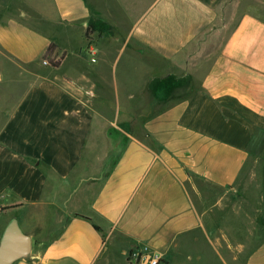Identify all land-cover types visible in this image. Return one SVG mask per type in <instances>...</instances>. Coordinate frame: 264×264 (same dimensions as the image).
<instances>
[{
  "label": "crops",
  "instance_id": "obj_1",
  "mask_svg": "<svg viewBox=\"0 0 264 264\" xmlns=\"http://www.w3.org/2000/svg\"><path fill=\"white\" fill-rule=\"evenodd\" d=\"M263 15L0 0V239L12 219L31 238L14 264H264Z\"/></svg>",
  "mask_w": 264,
  "mask_h": 264
},
{
  "label": "water",
  "instance_id": "obj_2",
  "mask_svg": "<svg viewBox=\"0 0 264 264\" xmlns=\"http://www.w3.org/2000/svg\"><path fill=\"white\" fill-rule=\"evenodd\" d=\"M31 251V238L12 219L0 239V264H14L27 257Z\"/></svg>",
  "mask_w": 264,
  "mask_h": 264
},
{
  "label": "trees",
  "instance_id": "obj_3",
  "mask_svg": "<svg viewBox=\"0 0 264 264\" xmlns=\"http://www.w3.org/2000/svg\"><path fill=\"white\" fill-rule=\"evenodd\" d=\"M96 31H98L100 33L112 34L113 28L110 25H108V24H106L100 20H95V21H92L88 24L85 34L89 35L90 33H93ZM53 50H54V45H50L48 47V51H47L48 54L49 53L51 54ZM59 63H60L59 60L58 61L51 60L50 65H51V67L56 68L59 66ZM95 228L98 229L97 227H95Z\"/></svg>",
  "mask_w": 264,
  "mask_h": 264
},
{
  "label": "built area",
  "instance_id": "obj_4",
  "mask_svg": "<svg viewBox=\"0 0 264 264\" xmlns=\"http://www.w3.org/2000/svg\"><path fill=\"white\" fill-rule=\"evenodd\" d=\"M91 62H95V59L91 58ZM41 63L43 65H48V61L46 59H42ZM132 256L134 257L135 264H140V263L142 264H164L162 260L157 256H148V257L141 258L140 256H138L137 254L133 252L131 253L130 258H132Z\"/></svg>",
  "mask_w": 264,
  "mask_h": 264
},
{
  "label": "rangeland",
  "instance_id": "obj_5",
  "mask_svg": "<svg viewBox=\"0 0 264 264\" xmlns=\"http://www.w3.org/2000/svg\"><path fill=\"white\" fill-rule=\"evenodd\" d=\"M251 11L254 12L258 16H262V14L260 12H258V11H255L253 9ZM263 17H264V15H263ZM72 47H75V45H72L71 48ZM45 59L48 61V65H43L39 61V65L37 67V69H38L37 72H38V74H43L44 76H50V71H51V68H52L51 65H50L51 60H49L48 58H45ZM130 120H132V119H130Z\"/></svg>",
  "mask_w": 264,
  "mask_h": 264
}]
</instances>
